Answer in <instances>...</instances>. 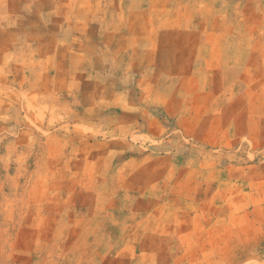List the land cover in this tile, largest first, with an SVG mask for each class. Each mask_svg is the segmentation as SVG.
I'll list each match as a JSON object with an SVG mask.
<instances>
[{"label": "rangeland", "instance_id": "374dc122", "mask_svg": "<svg viewBox=\"0 0 264 264\" xmlns=\"http://www.w3.org/2000/svg\"><path fill=\"white\" fill-rule=\"evenodd\" d=\"M0 264H264V0H0Z\"/></svg>", "mask_w": 264, "mask_h": 264}]
</instances>
